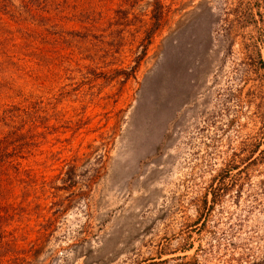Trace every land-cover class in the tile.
<instances>
[{"label": "rangeland", "instance_id": "374dc122", "mask_svg": "<svg viewBox=\"0 0 264 264\" xmlns=\"http://www.w3.org/2000/svg\"><path fill=\"white\" fill-rule=\"evenodd\" d=\"M247 1L159 0L152 30L154 0H0V109L41 108L0 169V264H264Z\"/></svg>", "mask_w": 264, "mask_h": 264}, {"label": "trees", "instance_id": "16d2710c", "mask_svg": "<svg viewBox=\"0 0 264 264\" xmlns=\"http://www.w3.org/2000/svg\"><path fill=\"white\" fill-rule=\"evenodd\" d=\"M152 13V30H155L162 16L159 0H154ZM234 23L235 33L241 29H250V34L246 38L248 43L244 46V49L248 52L246 59L250 61L248 66L251 70H264L263 17L259 3L248 0L242 6L239 5L236 7L234 11ZM40 110L41 108L37 105L26 108L15 105L10 107L6 106L2 110L0 109V128L5 129V132L2 134L0 130V169H4L8 175H10L9 171H13L11 173L17 181L21 180L20 177L25 171L22 172L20 170V163H16V160L19 156L21 157L23 155L25 149L30 145L29 141L33 140L31 130L33 131L35 128V124L39 118L36 114ZM29 122L31 123L29 127L30 131L27 130L23 133V127ZM261 135L264 138V128ZM261 155L264 154L262 153ZM232 168L237 169L236 165ZM226 175L227 171L221 177L224 178ZM4 244V240L0 237V249H2L1 247Z\"/></svg>", "mask_w": 264, "mask_h": 264}]
</instances>
